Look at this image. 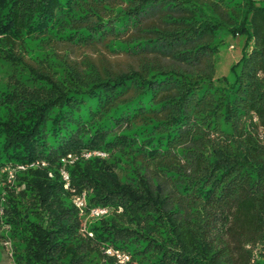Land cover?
<instances>
[{
	"label": "trees",
	"instance_id": "1",
	"mask_svg": "<svg viewBox=\"0 0 264 264\" xmlns=\"http://www.w3.org/2000/svg\"><path fill=\"white\" fill-rule=\"evenodd\" d=\"M64 14L89 37L51 34ZM31 36L56 64L30 56ZM0 58V171L48 163L0 180L15 264H117L106 247L129 264H264V0H0ZM84 151L108 157L69 165L67 190L62 160ZM83 192L112 209L94 238Z\"/></svg>",
	"mask_w": 264,
	"mask_h": 264
},
{
	"label": "rangeland",
	"instance_id": "2",
	"mask_svg": "<svg viewBox=\"0 0 264 264\" xmlns=\"http://www.w3.org/2000/svg\"><path fill=\"white\" fill-rule=\"evenodd\" d=\"M242 1V0H241ZM67 13L66 11L64 12ZM63 15L64 22H62L60 25L57 26L56 29H54L51 34H57L58 37H69L71 39L76 40H83L87 39L89 37V33L87 32H79L72 28V18H70V15ZM73 17V16H72ZM226 30H223L222 33L226 34ZM28 51L31 57L35 59H43L48 60L51 63L56 64V57H55V49L51 45V43L47 42L44 37L41 36H31L26 39ZM244 40L241 36L237 35L236 38H229L227 40L226 46L223 48L221 54H220V61L217 68V76L219 78L221 77H227L230 78L232 73V69L235 64H237L242 56L243 53V47H244ZM233 47V48H232ZM11 72V68L8 62H6L4 59L0 58V85L3 84V76L8 75ZM122 156L119 157H112V161H121ZM87 193V192H86ZM2 201L0 202V221H1V228L3 229V233H6L7 236L6 244L0 245V264H15L14 259V253H16V250L18 249L19 244L12 238V229L8 224L5 222L6 219V211L3 205H5L6 202ZM3 204V205H1ZM121 209V208H120ZM119 209V210H120ZM122 212V211H121ZM100 222L98 220L89 221L87 224V228L91 230V226L98 225ZM131 240L133 245L137 246V249H143L145 247L144 240L142 238H134L131 237ZM149 252L153 251L152 247L148 248ZM147 249V250H148ZM148 259L151 260L149 255L147 256ZM97 260V258H96ZM134 264H138V261H135Z\"/></svg>",
	"mask_w": 264,
	"mask_h": 264
},
{
	"label": "built area",
	"instance_id": "3",
	"mask_svg": "<svg viewBox=\"0 0 264 264\" xmlns=\"http://www.w3.org/2000/svg\"><path fill=\"white\" fill-rule=\"evenodd\" d=\"M233 48V47H232ZM98 157V158H107L108 155L105 152L102 151H84L80 154H70L66 158L62 160L63 167L61 169V176L63 178V181L65 183V189L70 190L71 189V180H70V174L68 172L67 167L69 165L74 164L79 158L80 159H86L89 160L91 158ZM48 163L46 162H36L32 164H26V165H19L16 167V171H28L29 169L36 168V167H47ZM16 171L14 168L6 167L0 171V180L2 179L4 174H8V181L10 183L14 182L16 179ZM50 176L52 177L53 174L50 173ZM73 204L77 208V210L80 212L81 216L85 219L83 223L82 232L85 236L89 238H94V233L87 228V224L89 221L93 220H100L106 216H109L112 212V209L109 207H89L88 203V197L87 193H78L73 195ZM122 209L119 210L121 212ZM3 232V229L0 228V233ZM6 244V243H5ZM104 254L108 257H112L116 259L117 264H129L131 262V256L127 252L115 249L113 247H106L104 248Z\"/></svg>",
	"mask_w": 264,
	"mask_h": 264
}]
</instances>
